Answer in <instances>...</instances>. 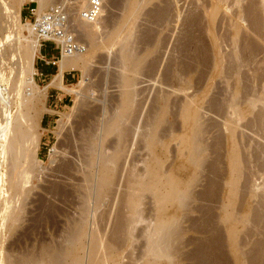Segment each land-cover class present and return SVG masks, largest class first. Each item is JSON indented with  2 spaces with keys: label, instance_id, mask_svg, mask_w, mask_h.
Listing matches in <instances>:
<instances>
[{
  "label": "bare ground",
  "instance_id": "bare-ground-1",
  "mask_svg": "<svg viewBox=\"0 0 264 264\" xmlns=\"http://www.w3.org/2000/svg\"><path fill=\"white\" fill-rule=\"evenodd\" d=\"M25 1L0 0V226L9 234L15 230V227L23 221L26 212L25 201L29 194L39 190L49 194H56L58 191V185L55 186L53 183L46 188L42 184L40 188L34 183V181L42 183V176L49 175V173L45 174L44 171L47 169L44 170L43 162L39 157L42 132L46 131L41 127V118L46 112L53 114L43 103L49 86L60 88L71 95L75 94L70 113H62L55 122V135L59 140L51 154L50 164L57 163L55 166L59 170L64 167L74 168L75 173L78 174L79 179L77 175L76 178L79 183L73 185V188L76 194H80L81 218L77 222L73 221L72 224L68 223V235L60 248L42 247L41 259L35 260L30 254L17 256L5 253L6 255H0V264H119L118 258L114 255L122 251L129 243L133 246L136 240L134 235L136 226L143 222L141 212L145 195L150 196L154 222L143 233L146 244L142 259H145V262L136 264H179L181 254L178 249L181 250L182 247L179 246L183 244L185 236L182 219L192 210L190 203L194 198V187L199 183L203 167L208 162L206 153L211 143L204 139L207 126L205 124L208 121L202 114L206 92L198 94L199 96L189 95L192 78L184 79L186 76L183 75V79H180L178 75L171 74L173 72L170 73L167 69L169 73L165 72L164 75L168 74V77L166 76L168 79L173 75V83L177 85L175 90L183 96L176 115L181 122L183 133L180 136L171 137L177 142L178 164L171 169L165 167L163 158L167 145L165 144V147L160 139L162 124L166 123L165 118L173 111L170 106L172 97L165 95V92L157 95L156 100L160 106L155 108L156 111L153 109L154 115L150 114L153 116L152 120H149L151 123L147 121L150 125L144 122L149 128L146 129V126L142 125L145 132H141L143 130L140 124H136V118H139L137 115H139L140 99H142L140 95L142 90L137 88L140 79L138 77L146 67H149L146 70L149 73L154 70L151 71V68L157 65L154 61L158 58L156 60L154 58L158 55L159 40H161L160 38L153 43V47H146L147 49H143L140 53L142 49L139 50L137 42L143 37L136 30V22L144 7L155 0H125L126 3L123 2L125 10L122 11L120 20L110 30L102 28L104 32L100 31V20L103 18L99 17L100 20L93 22L78 19L79 17L74 18L77 23L75 24L77 27L74 26L77 30L76 35L86 43L85 50L81 53L62 55L58 62L60 74L44 88H40L33 78L35 74L33 64L39 55L40 43L32 31L31 24L21 27V30L28 32V37L20 31L13 43V37L16 34L13 36L14 25L11 27V11L14 9L16 16L20 15L18 13ZM36 2L38 15L54 5L53 0H36ZM184 2H187L189 15L186 17V24L185 22L182 24L186 26L183 38L180 36V39L189 43L188 40L194 38L202 50H199L200 54L197 53L199 56L203 54L201 63L210 61L215 78L222 80L226 85L225 102L219 104L212 102L214 103L212 107L215 109H211L214 113L217 112L216 109L220 111L217 114L222 112L226 121L220 129L221 136L216 135L220 138L211 145L212 152L215 151L217 155L208 168L213 175L217 176L221 173L222 156L219 151L225 138L227 140V152L226 155L224 154L227 178L223 184L225 193L219 225L225 232L223 239H226V251L233 258L234 264L246 262L264 264V238L259 242L254 239L255 242L251 241L252 243L248 244H244L243 241L247 237L250 239L258 237L263 233L261 230H264V188H259L252 183L253 177L260 176L261 173L260 177L264 186V147L261 148V145L253 143L254 148H251L253 150L246 152L244 146L242 147L244 144L241 143L242 137L239 133V129L243 127L252 133L255 132L253 134H257L258 138L260 136L264 139V90L256 91L249 84L253 78L260 77L259 72L264 68V58L257 60L258 56L264 53V0H186ZM167 3L162 5L165 6ZM165 7L160 9L156 6L158 9L155 8L152 12L155 20L161 23L169 13ZM197 34L203 35L207 41L201 40L200 38L203 39V37H197ZM105 44L118 47L120 68L115 78L117 94L115 96L111 94L112 99L109 96L108 100L110 99L111 102L107 106L102 102V105L99 102L96 103L95 99L88 96L87 91L77 94L74 87H65L61 82V74L65 70L79 69L83 72L89 70L94 55L102 50ZM181 70L185 71L183 69L179 71ZM184 73L187 75V72ZM163 78L165 76L162 80ZM171 79L168 80L169 83ZM164 82L167 84L165 85ZM164 82L165 86L169 84L167 81ZM176 85L173 87L175 88ZM173 94L176 97L175 93ZM177 97H179L178 94ZM148 119H150L149 116ZM136 138L145 144L148 151V158L145 160L142 172L136 171L130 167L131 164L127 163L130 139L135 141ZM157 146H160V152H157ZM68 173L69 171L65 173V176L66 174L68 176ZM51 177L56 176L51 175ZM214 178L218 177L214 176ZM213 180L209 182L203 198L214 200L215 197L220 196L221 191L217 192L219 184ZM123 187L127 192L117 197L118 216L112 233L109 232L110 236L106 238L107 241L99 242L101 235L100 238L96 235L89 236L91 239H88L90 245L94 246L93 249H103L102 254L97 253L98 257L95 254L96 250L89 247L85 262L81 253L86 254L84 244L87 233L83 234V226H85L84 221L91 217L89 201L93 198L98 201L94 204L99 205L103 199ZM243 189L246 192L242 191ZM2 194H5L3 198ZM238 200H244L243 204ZM236 201L242 204V209L239 210L238 207L239 211H234ZM211 229L208 231L210 232L207 243L209 246H202L195 253L194 258L196 257L197 264H209V262L225 264L222 262V238Z\"/></svg>",
  "mask_w": 264,
  "mask_h": 264
},
{
  "label": "rangeland",
  "instance_id": "rangeland-1",
  "mask_svg": "<svg viewBox=\"0 0 264 264\" xmlns=\"http://www.w3.org/2000/svg\"><path fill=\"white\" fill-rule=\"evenodd\" d=\"M104 1H105V3H104ZM106 1H108V2H106ZM124 1L125 0H114V1L103 0L104 7H103L102 14L100 16V19L103 18L102 19L103 23H102V20L98 19L101 22V24H100L101 29L104 28L105 30H110L113 28V25H115V23L120 20L121 16L123 15L122 11L125 10V8H123L125 6V4L123 3ZM155 1L151 2L149 5L144 7L145 9L141 12L142 14H140V16L136 22V24H137L136 30L143 37L142 40L137 42L138 43L137 47L139 48V50L142 49L141 51H139L140 53L146 47L147 48H149V46L153 47V43H155L157 40H159L161 38V40H159L160 46L158 48L159 49L158 55H156L157 57L155 56V58H154V60H156L158 58L157 61H154V64H155V62H157L156 63L157 65H155L156 67L153 64V66L155 68L152 66L153 68H151V71L154 69L152 71V73L151 72L149 73L148 71H146L149 69V67L148 68L146 67V69H144V71H142L141 75L138 77L141 80L140 79L138 80L139 83H138L137 88L140 91L142 90L140 92V95H142V97H141L142 99H140L141 102H140V109H139V113H138L140 116L137 115V117H139V118H136L137 119L136 124L137 123L140 124L139 126H141V130H143L141 132H145L146 130L143 129L144 128L143 126H146L147 123H148V125H150L149 122L152 120L151 117H153L152 115L150 116V114L152 113L154 115V112H152L153 109L156 111L158 106H160V104L156 100V99H158V98H156V97H158L157 95H160V94L162 95L163 94L162 92H165L166 93L165 95L172 97L170 99V103H171L170 106L172 107L171 110H173V111H172L171 115H169L165 118L166 123L164 122L162 124L163 129L162 128L160 129L162 131V132L160 131L161 143L163 144V142H164V145L165 144L167 145V150H168V151L166 150L167 154L165 151L164 155L166 157L164 156V158H163V159H165L164 160L165 161L164 162L165 167L171 169L173 166H176L178 164V160H177L178 147L176 144L177 142L173 141L171 139V137L173 135L175 137L180 136L183 133V129L181 127V122L178 118H176L177 117L176 115L178 113L177 110L179 111V107H180L179 105L182 102L183 96H181V94L179 92H177V90H175V89H177L176 84H175L176 87L175 88L173 87V86H175L174 85L175 82L173 83L174 80L172 78L173 75L171 77L172 79L169 78V79H171L170 83H169L168 82L169 79L167 78L168 74L164 75L165 72L166 73L173 72L171 74L178 75V78H180V79L181 78L183 79V75L186 76V77L184 76L185 77L184 79H186V78L191 79L192 78V81H191V87L192 88H190V90H188L189 95L194 94L196 96H199L198 94H200L202 92H206L202 114L204 116L203 118L207 119L208 121L206 122V120H205V122H206L205 125H207V126L205 128L206 131L204 134V139L208 143H211V145H213L216 141H218L217 138H220L217 136H219L218 134H220V136H221L220 129H221L222 125L225 123L224 121H226V119H224L225 116H222L223 114H221L222 112L217 114L220 111H218L216 109L215 111H217V112L214 113L213 110L215 108L212 106L214 103L219 104L221 102H225V100L227 99L225 97L227 95H226V87H225L226 85L223 83L222 80L215 78L214 72L210 66V61H205L207 63L209 62V64L206 63V65H205V62H203V60H202L203 63H201V59H202L203 54L201 56L198 55V54H200V51H202V50H200V48L198 47L197 41L195 42V39L191 38L192 41L188 40L189 43H187V42L185 43L184 41H182V39H180L183 36V32L185 29L184 27L186 26V25L182 26V24H184V22L186 24V21H187L186 17H188L187 15H189L187 2H184L186 0H183V1H181V0H155ZM167 1H168V3H167ZM56 2H57V0H53L52 4H55ZM161 2H163V3H161ZM125 3H126V1H125ZM164 3H167V4H165V6L167 7V11H169V13H168V16L166 17V19H164L163 22L161 23L160 21L155 20L154 14L152 12L156 8V6L159 7L160 9L164 8L165 7V6H163ZM30 8H34L35 11H37L36 10L37 9L36 0H26L25 3L21 6V10L18 13L20 15L16 16V10H14V9L11 11L12 17L10 18V20L12 22L11 21L10 22H11V27L14 25V28L12 29L13 30V36L16 34L13 37V43H15L14 41H16V40L14 38L17 39V35L19 34L20 31L22 32V34L25 37H28V32L26 30H21V27L28 25V24H31L30 19H32V16L29 12ZM156 9H158V8H156ZM76 12H77L76 10L72 11V13H74L72 15V19H71V20H73L72 24L74 23L73 28L77 27L75 25L77 23H75V20H74V18L76 19L78 17V15H76L77 14ZM78 19H80V18H78ZM104 25L106 27H103ZM74 26H76V27H74ZM101 29H100V31H102V32L105 31L104 29H102V30ZM75 32H77V30ZM146 33H148V34L145 35ZM145 36H148V37H145ZM196 36L197 37H200V36L203 37V35H200V34H197ZM148 38H150V39H148ZM200 39L206 40V38H204V37H203V39L202 38H200ZM81 41L84 43V45L86 44L83 40H81ZM183 42L185 43V45L183 44ZM150 44H152V45H150ZM105 45L102 47L103 48L102 50L97 51L96 54L94 55V58L92 59V63H91L89 70L84 71L85 73L79 69L72 70L71 73L73 74V78H71V80L65 82L64 86L65 87H74V91H76L77 94H81L82 92L87 91L86 93L88 94V96L90 98L95 99L96 103L99 102L100 105L103 104V105L107 106L110 104L109 102H111L110 99L108 100V98L111 97V99H112V97L117 94L116 93L117 88H115L116 87L115 78H116V75L118 74V72H120V68L118 65V57H119V53L117 51L118 47L116 45L112 46L110 44H105ZM110 47H112V48H110ZM42 48H43V46H42ZM225 48L227 49V47H225ZM40 50H41V54L46 53L49 55L51 52H53L55 54L54 57H55L56 63L55 64H49V66L55 67L56 65H58L60 58L56 59V57L58 56V53L56 50L52 51L51 46H46ZM39 56L41 57V55H39ZM195 56L197 58L198 57H200V58L197 59V58H195ZM192 57H194L193 58L194 60L192 59ZM263 58H264V53L260 54L258 56L257 60H261ZM47 59H49V58H47ZM34 61H35V65L33 64V66H34L35 74H34L33 78L35 80V83L40 88H44L45 86H47L50 83L53 76H51V77L40 76L38 74L37 70L35 69L36 64L40 62V59L38 57H36ZM198 61H200V62H198ZM171 65H172L173 69H170V68H172V67H170ZM260 68H262V67H260ZM166 69L170 70V71L167 72ZM180 69H183L185 71H183V72H182V70L179 71ZM174 70H176V71L174 72ZM177 71L180 74H178ZM195 71L196 72L201 71V72L196 73ZM184 72H187V75ZM261 72H262V75H261ZM259 73H260V77L258 79L253 78V79H255V81L252 79V81L249 83L250 86H252L251 88H253L256 91L264 90V68H262ZM171 74H169V75H171ZM197 75H199V76H197ZM164 76H165V78H163V80H162V77H164ZM180 76H182V77H180ZM164 81H167L169 83L167 85L168 87L165 86L167 83H165ZM163 82L165 85L163 84ZM170 86H172L173 89ZM170 89H172V90H170ZM173 90H175V91H173ZM62 91L64 92V90H62ZM159 91H161V92H159ZM169 91H171V93H169ZM48 93H49V88L47 89V96H46V99L44 100L43 103L48 110H50L54 113V116L52 117V123L50 125L49 130L42 132L43 135H42V143H41L40 149H39V157L43 162L42 167L44 168V170L47 169L44 171L45 174L49 173L50 176L48 175L46 177L44 175L45 177L42 176V183H40V182L37 183V181H34V183L37 184L38 187H40V185L42 184V186L44 188H46L47 185L49 186L50 183L51 184L53 183V184H55V186L58 185L57 186L58 191L56 194H49V193H45V192L39 190L40 192L35 191V193L29 194V196L27 197V200L25 201L26 202V212L23 216V221L15 227V230L9 234L6 232V230H4L2 228V226H0V236H1L0 237L1 238V240H0V255L1 254L2 255H6V254L7 255L8 254L15 255L16 254L17 256L18 255L20 256V254H21V256L22 255L25 256L26 254L27 255L30 254L35 260H39L42 258L41 257L42 254H40V253H43V248H46V247H50L53 249L60 248L64 239H66L65 237H67V235H68V233H67L68 232L67 230L69 229L68 223L72 224L73 221L77 222L81 218L80 217V211H79L80 210L79 208L81 206V200L79 197L80 194H76L74 191V188H73L76 184L79 183L78 174L75 173L76 171L74 168L69 169V167H64L63 169L59 170L57 168V166H55V165H57V163L50 164L51 160H52L51 154H53L52 152H54L53 150H55L54 148L56 147V144L58 143V140H59L55 135V131H56V129H55L56 123L55 122H56L57 118H59L62 113L63 114H69L70 113V111L73 107L72 103L75 99V96H74L75 94L71 95V94L67 93L68 94L67 98H65L63 102L62 101L59 102L57 104V106L54 107V106H50V102L48 101ZM173 93H175L176 97H174ZM177 94L179 97H177ZM216 97H217V99H216ZM206 99H208V100H206ZM97 100H99V101H97ZM179 100H181V101H179ZM101 102H102V104H101ZM212 102H214V103L212 104ZM176 103H178V104H176ZM175 105H178V106H175ZM148 116L150 117V119H148ZM147 121H149V122H147ZM144 122H147V123L145 124ZM212 124H214V125H212ZM169 126H170V128H169ZM213 126H215V127H213ZM66 127H67V125H66ZM147 127L149 128V126H146L145 128L148 129ZM208 129H210V131ZM239 133L241 134L240 137H242L241 143L244 144V145H242V147L244 146L243 148L246 152L249 153L250 151H252L253 149H251V148H254L253 146L255 143L258 145H261L260 146L261 148L264 147V139L262 137H261L262 138L261 139L260 136L258 138L257 134H253L255 132L252 133V132H250L249 129H245V128L241 127L239 129ZM134 140L135 141H133V139L132 140L130 139V143H129L130 146L128 149L129 153H128V157H127V163L131 164V166L128 165V167L130 166L131 168L135 169L136 171L142 172L144 169L145 160L148 158V153H147L148 151L146 150L144 143H142L140 140H137V138ZM212 140H214V142ZM225 140L226 139L223 138L222 145H221V148L219 151L220 156L223 157V158L221 157V163H220V167L222 168L221 169L222 171L217 176L213 175L212 172H210V169L208 170L210 162L212 163L216 159L215 156L217 154L215 155V153H214L215 151L212 152V149H211L212 146L208 145V143L206 142L208 147L210 146L209 149L207 150V153H206L207 157H208L207 158L208 162L203 167V173H201L200 179L198 181L199 183H197V185L194 187V198H192L193 201H191V203H190L192 210L188 213L187 217L185 216L184 219H182L184 221V223L182 221V225H183V228L185 229V236L183 239V244L181 243V245L179 246L180 248L182 247L181 250L178 249V251H180L179 254H181V256H180L181 259H180V257L179 258L177 257L178 259H180L179 264H197V259H196V257L194 258L195 253L200 248H202V246L206 247L208 245L207 243H208V240L210 238V235H209L210 232H208V231L211 228H212L211 231L217 232V234L220 235L222 238V242H223V246L221 249V251L223 252L222 254L224 255L227 252L224 256L222 254H220V256L222 255V259H223L222 262H224L225 264H234L233 258L228 254L229 252L226 251L227 250L226 244H225L226 239H223V238H225V232L223 231L224 229L222 230L223 227H221L219 225V219L221 217V208H222V204L224 203V193H225L223 184L227 178V176H226L227 170H225L226 169L225 168L226 167L225 155L227 152V140L226 141ZM166 145H165V147H166ZM255 146H257V145H255ZM156 150H157V152H160L161 151L160 146H157ZM78 169L82 170L83 168L78 167ZM50 170H51V172H50ZM68 171H69L68 176H67V174L65 176V173H67ZM257 174H259V173H257ZM51 175L52 176L55 175L56 177H51ZM70 175H72V176H70ZM76 175L78 176V179L76 178L77 177ZM214 176L218 177V178H214ZM260 176H261V173H260ZM260 176L256 175L255 177H253L252 183L255 186H258L259 188L263 189L264 188V186L262 184L263 181H262ZM71 179H72V181H71ZM73 179H75V180H73ZM213 179H216V180H213ZM212 180L215 182L216 181L218 182L219 186H218L217 192L221 191L219 194L220 196L218 197L216 195L217 197H215L214 200L213 199L209 200L206 197H204V198H206V200H205L203 198V195H204V193L207 192L205 190H207V187L209 186L208 184ZM62 188H64V189H62ZM125 189L126 188H124V187L118 189L117 191L114 192V194H111L110 196H108V198L106 197L105 199H103L99 203V205L94 204V203L97 204L98 201L93 199V198L89 201L91 204V212H90L91 217L86 219L87 221L86 220L84 221L85 226H83V234L87 233L86 234L87 239H86L85 244H84L85 245L84 247L86 249V252H85L86 254L84 255V253H81L82 256L84 257V261L87 260V257H86L87 256V250H89L90 248H92V249L94 248V246L92 247L90 245V243H89L90 240L88 241V239H91V238H89V236L92 237V236L97 235L96 237H99L101 235L103 237V239L100 236L101 239L99 242H102L103 240L107 241L106 238L110 236V233H112L111 231H113L112 228L116 224L114 222L117 219L116 217L118 216L117 212L119 209V207H117L118 203L116 202L118 200L117 197L120 194L121 195L124 194L125 191L127 192V190H125ZM242 191L246 192L245 189H243ZM198 192L201 193V195ZM196 195L198 196V198ZM0 196H1V193H0ZM4 196H5V194H2V198ZM144 198L145 199L142 200V202L144 201L143 202L144 204L142 203L143 207H142V212H141L142 213L141 217H143V219H142L143 222H140L136 226V230L134 233L136 240L133 242V246H131L132 243H129L123 248L122 251H119L114 255V257L118 258V260L120 262L119 264H122V263L123 264H131V262H133V264H136V263H143V261L145 262V259H142L144 247L146 244V241L143 237V233L149 226H151L153 224L154 212H153L152 205L150 203L151 202L150 196L145 195ZM242 199H244V198H242ZM244 200H242V201L238 200V201H240L243 204ZM241 203L239 204V202L236 201V205L237 204L238 205L237 206L235 205L234 211L240 210L241 205H242ZM92 205H94L95 207H93ZM238 207H239V210H238ZM235 209H237V210H235ZM92 210H93V212H92ZM0 216H1V212H0ZM206 217H208V218H206ZM204 220H206L205 221L206 223H204ZM207 224H209V226ZM205 228H206V230H204ZM261 231L260 232L262 234H260L258 237L257 236H255L254 238L251 237V239L248 237L245 238L243 240L244 244L252 243L253 241L255 242V240L258 242L263 240L264 230H261ZM221 234L223 235V237ZM201 241L203 243H200ZM95 247H97V246H95ZM129 247H132L133 249L132 248L129 249ZM40 248H41V250H40ZM97 248H99V247H97ZM224 249H225V251H224ZM93 250H96V252L94 251L95 254L100 253L99 255H101L102 251H103V249H101V248H99L98 250L97 249H93ZM127 250H130V251H127ZM99 255L97 254L98 257H99ZM182 257L184 259H182ZM209 264H210V262H209ZM245 264H249V262H246Z\"/></svg>",
  "mask_w": 264,
  "mask_h": 264
},
{
  "label": "built area",
  "instance_id": "built-area-1",
  "mask_svg": "<svg viewBox=\"0 0 264 264\" xmlns=\"http://www.w3.org/2000/svg\"><path fill=\"white\" fill-rule=\"evenodd\" d=\"M103 6V0H57L52 7L39 15L34 8H30L32 31L40 43L39 55L45 43H50L52 49L57 51L56 59L62 55L83 52L85 45L73 28L72 11L76 10L81 20L93 22L100 17ZM39 55L37 57L45 61ZM47 63L55 64V57H51Z\"/></svg>",
  "mask_w": 264,
  "mask_h": 264
},
{
  "label": "crops",
  "instance_id": "crops-1",
  "mask_svg": "<svg viewBox=\"0 0 264 264\" xmlns=\"http://www.w3.org/2000/svg\"><path fill=\"white\" fill-rule=\"evenodd\" d=\"M46 46H51V44L45 43L43 48ZM43 48H41V49H43ZM51 50L54 51L52 49V47H51ZM40 55L45 59V61L40 60V62L36 64L35 69L37 70L38 74L42 77L53 76V78H54L55 76H58L60 74L59 66L56 65L55 67H50L49 66L50 63H47L51 57L55 56V54L53 52H51L49 55L46 53L41 54V50H40ZM47 58H49V59H47ZM34 65H35V61H34ZM71 72H72V70L63 71V73L61 74L62 85H64L65 82H67V81L71 80V78H73V74ZM51 81H50V83H51ZM48 88H49L48 101L50 102V106L56 107L59 102H61V101L63 102L64 99L67 98V96H68V94L63 92L62 89H60V88H57L55 86H49ZM53 116H54V113L52 114V113H48V112H46L42 115L40 124L46 131H48L50 128Z\"/></svg>",
  "mask_w": 264,
  "mask_h": 264
}]
</instances>
